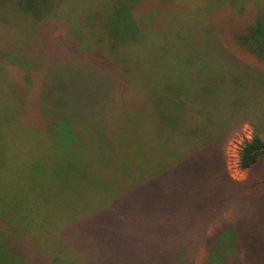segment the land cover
Masks as SVG:
<instances>
[{
	"label": "rangeland",
	"instance_id": "rangeland-1",
	"mask_svg": "<svg viewBox=\"0 0 264 264\" xmlns=\"http://www.w3.org/2000/svg\"><path fill=\"white\" fill-rule=\"evenodd\" d=\"M97 1L47 0L51 16L39 19L27 18L31 12L21 0L0 3V180L17 185L13 204L9 188L0 184V211L21 240L18 246L24 239L35 246L10 264H168L173 247L167 246L178 242L173 264H264V154L250 168L240 165L242 145L256 133L264 141L257 126H264L263 89L252 110L245 109L248 116L227 117L229 107L243 104L248 83H264V57L235 33L264 20V0L140 1L145 30L123 31L129 40L121 36L124 45L113 50L119 55L105 46L114 31L84 28L83 7ZM215 32L227 48L219 49ZM142 35L151 39L142 40L145 49L133 48ZM216 51L237 62L232 67ZM166 62L178 64L197 98L213 95L206 85L216 90L232 83L239 92L222 88L221 94L237 100L206 111L225 119L211 126V134L236 130L155 190L127 189L119 166L128 160L93 139L95 127L65 124L63 117L85 114L96 122L103 111L106 122L125 123L133 115L135 127L139 118L132 111L141 98L124 82ZM118 112H124L120 120ZM145 118L142 128L150 125ZM127 130L116 129L112 138L122 134V143L130 144L132 128ZM123 189L128 194L114 204Z\"/></svg>",
	"mask_w": 264,
	"mask_h": 264
},
{
	"label": "trees",
	"instance_id": "trees-1",
	"mask_svg": "<svg viewBox=\"0 0 264 264\" xmlns=\"http://www.w3.org/2000/svg\"><path fill=\"white\" fill-rule=\"evenodd\" d=\"M47 0H21V3L28 12L31 14L26 15L27 18H41L43 16H51L46 9ZM51 1V0H48ZM144 0H98L97 3L84 5V13L87 20V31H114L116 33L113 36L114 41L105 43V46L111 53H117L113 51L123 46L124 43L121 40V36H127L123 31H136L142 34V31L146 27V17H139L137 14L139 2ZM3 0H0L2 3ZM73 7H78L75 3H72ZM93 8L92 10H90ZM144 12V10H143ZM82 31H85V29ZM236 38L239 43L246 46L253 53L264 57V20L257 19L253 24L249 26L248 31H235ZM119 36H118V35ZM220 45L219 49L227 48L222 41V37L218 36L216 32L213 34ZM143 38H137L132 42L133 48L145 49L143 45L148 42L149 37L142 35ZM129 40V37H128ZM142 40H147L146 43H142ZM143 46V47H142ZM99 54L98 52H95ZM219 58L228 61L233 67L237 62L236 57L232 55L222 54L216 51ZM176 62H166L162 67H157L155 63L152 64L150 74L139 79L126 80L124 85L128 89H132L136 92L139 98H141V104L132 111L135 113V120L139 118L135 127H132L131 122L133 115L128 118L125 123L115 122L107 120L103 111L99 113L96 122H92L94 117L82 114V119L73 118L74 116L67 115L69 118L63 117V123L74 122L76 124L86 123L91 128H96L98 135H94L93 139H101L110 146L112 149V156L117 159L128 160V163L122 164L120 173L126 177V180L130 184L129 188L144 189L147 188L150 191L155 190L159 187L162 181H165L182 168V165L189 162L194 157L199 155L203 150L212 148L214 143L220 145L225 142L228 136L236 130V127L228 134L222 135L221 132L210 133L209 129L215 123H222L225 119H213L211 114L206 110L218 105H229L231 102L237 100L233 97L224 99L222 96V88H228L231 94H237L238 89L233 90V86L230 83L222 84L214 90L211 85H206L204 89L207 91L211 90V96L200 95L199 98L193 95L191 91L188 92L187 80L180 76L181 69ZM145 72V71H144ZM142 72V74H144ZM159 74L160 76L158 77ZM128 81V82H127ZM126 83V84H125ZM264 84V83H263ZM259 82L248 83L247 97H244L243 104L239 109L231 110L229 107V119L236 113H239L241 117L249 115L245 110H252V105L257 104V98L260 96L262 91L264 92V85ZM121 85V88L126 86ZM263 89L260 91V89ZM241 111V112H240ZM128 112V111H124ZM124 112H118L119 117ZM144 116L146 117L147 123L149 122L148 128H142L140 122L143 121ZM62 117V116H61ZM117 119V118H116ZM149 119V120H148ZM241 119V118H240ZM239 119V121H240ZM232 122V121H231ZM112 123V124H111ZM255 124H257L255 122ZM259 132L264 130L257 124ZM130 129L132 128V138L130 144L125 142L122 143V134L119 135L118 139L113 137L115 130L117 129ZM109 130V131H108ZM130 130H127L128 132ZM76 137V135H75ZM110 137L109 140H106ZM79 138V137H77ZM113 139V140H112ZM127 143V144H126ZM120 147H117V146ZM264 154V141L260 137V133H256L253 137L246 141L240 152V165L243 168H250L254 163H257L260 156ZM4 181L0 180V184L9 188L7 193L10 195L13 204L16 202L15 191L16 183L3 178ZM127 189L120 190L118 197L113 201L115 204L120 198L124 197ZM135 189V190H136ZM43 197V194H40ZM3 196L0 193V199L3 200ZM11 200V201H12ZM0 211V264H10L13 262L15 255L20 254L26 259V254L29 255L28 249L35 247L32 243L24 239L23 247L18 246L17 241H21L17 235L11 233L13 230L10 227V221L6 215H1ZM3 220V221H1ZM2 226V227H1ZM25 233L30 232L22 229ZM17 244V245H16ZM181 243H175L167 246L169 251L170 247H173L171 254L172 260L168 264H173L177 258L179 251L175 249L177 245ZM30 247V248H29ZM178 250V251H177ZM46 251V250H45ZM27 263V262H26ZM28 264V263H27ZM32 264H48L35 262Z\"/></svg>",
	"mask_w": 264,
	"mask_h": 264
}]
</instances>
